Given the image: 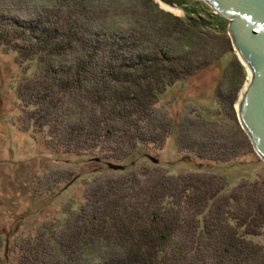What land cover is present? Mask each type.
<instances>
[{"label": "trees", "instance_id": "16d2710c", "mask_svg": "<svg viewBox=\"0 0 264 264\" xmlns=\"http://www.w3.org/2000/svg\"><path fill=\"white\" fill-rule=\"evenodd\" d=\"M39 1L0 0V46L16 52L21 69H38L16 87L19 130L107 166L137 154L156 162L146 146H162L175 126L157 106L161 96L234 56L227 31L153 0ZM237 76L216 90L213 119L195 109L178 123L175 145L190 163L255 155L233 106ZM168 168L95 177L77 208L15 238L16 264H264V179L231 188L224 175ZM45 177L49 192L74 174Z\"/></svg>", "mask_w": 264, "mask_h": 264}, {"label": "rangeland", "instance_id": "374dc122", "mask_svg": "<svg viewBox=\"0 0 264 264\" xmlns=\"http://www.w3.org/2000/svg\"><path fill=\"white\" fill-rule=\"evenodd\" d=\"M43 1L51 5L57 2V0H40L37 5H41ZM85 1L93 5L116 2V0ZM128 1L118 0L121 4H126ZM153 1L159 5V9L175 16L202 17L209 20L210 26L218 32L227 31L234 51L231 60L226 58L225 63H215L184 81L176 82L161 96L157 106L172 122H175V126L162 146L158 147L154 144L146 146L145 153L155 158L156 162L137 154L124 162L113 161L116 164H125V169H113L95 157L64 153L47 147L44 136L40 132L28 133L19 130L20 107L17 103L16 87L24 77L37 74L38 69L35 65L23 66L21 69L16 52L7 51L0 46V199L2 200L0 234L4 238L0 255L3 264H16L18 253L14 249V242L18 235L35 233L42 221L63 218L64 209L68 206L73 210L77 208L83 202L87 186L99 175L106 177L113 174H125L142 164H147L149 168L169 167L168 170L175 174L201 171L224 175L229 179L231 188L245 179H264V160L256 151L254 156H242L228 164H216L197 158L190 163L187 160L190 153L178 151L175 145L178 123L185 117H192V111L195 109L204 111V116L213 119L217 112L216 90L223 85L226 86L230 74L238 75L236 85L239 89L233 105L236 117L252 143L239 116V101L242 100L243 89L245 91L247 84L252 80V72L242 61L233 44L228 29L230 19L217 12L208 2L204 0ZM118 21L121 22V20ZM234 58L240 65L233 62ZM223 127L221 130L227 128L226 125ZM253 150H255L254 147ZM145 159L146 163H144ZM63 171L73 172L74 178L69 183H61L51 191H46L44 187L46 173ZM256 240L261 241L260 238Z\"/></svg>", "mask_w": 264, "mask_h": 264}, {"label": "water", "instance_id": "95a60500", "mask_svg": "<svg viewBox=\"0 0 264 264\" xmlns=\"http://www.w3.org/2000/svg\"><path fill=\"white\" fill-rule=\"evenodd\" d=\"M230 19L234 46L252 72L239 101V116L256 153L264 160V0H204ZM113 169L123 166L109 163Z\"/></svg>", "mask_w": 264, "mask_h": 264}, {"label": "flooded vegetation", "instance_id": "af4514ba", "mask_svg": "<svg viewBox=\"0 0 264 264\" xmlns=\"http://www.w3.org/2000/svg\"><path fill=\"white\" fill-rule=\"evenodd\" d=\"M244 92V89H243V91H242V93Z\"/></svg>", "mask_w": 264, "mask_h": 264}]
</instances>
